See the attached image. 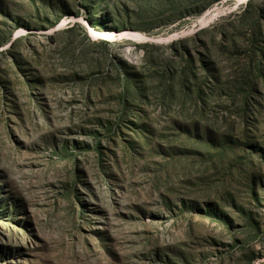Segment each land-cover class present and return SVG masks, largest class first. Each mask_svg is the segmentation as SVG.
<instances>
[{
	"label": "rangeland",
	"instance_id": "rangeland-1",
	"mask_svg": "<svg viewBox=\"0 0 264 264\" xmlns=\"http://www.w3.org/2000/svg\"><path fill=\"white\" fill-rule=\"evenodd\" d=\"M0 264H264V0H0Z\"/></svg>",
	"mask_w": 264,
	"mask_h": 264
}]
</instances>
